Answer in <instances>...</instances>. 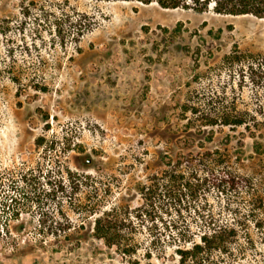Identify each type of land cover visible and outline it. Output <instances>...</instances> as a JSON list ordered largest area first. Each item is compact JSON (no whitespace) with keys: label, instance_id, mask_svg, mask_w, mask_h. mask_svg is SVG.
I'll return each mask as SVG.
<instances>
[{"label":"rangeland","instance_id":"obj_1","mask_svg":"<svg viewBox=\"0 0 264 264\" xmlns=\"http://www.w3.org/2000/svg\"><path fill=\"white\" fill-rule=\"evenodd\" d=\"M233 51L264 53L263 18L132 1L0 0V264H202L153 248L144 229L134 234L137 252L123 255L93 236L86 207L98 198V209L141 205L137 186L162 169L160 156L197 138L186 131V107L223 90L239 95L240 109L264 105L261 90L239 88L242 64L225 59ZM210 128L251 182L242 200L209 196L218 221L238 230L234 253L212 259L264 264V150L253 151L243 126ZM7 231L23 246L4 250Z\"/></svg>","mask_w":264,"mask_h":264},{"label":"trees","instance_id":"obj_2","mask_svg":"<svg viewBox=\"0 0 264 264\" xmlns=\"http://www.w3.org/2000/svg\"><path fill=\"white\" fill-rule=\"evenodd\" d=\"M112 1L155 3L166 9L209 10L222 15L264 19V0ZM225 59L232 64H242L237 70L239 88H242L243 82H248L255 96L259 97L258 90H261L264 97V53L247 55L233 51L226 55ZM207 96L205 107L185 108L192 115L185 126L186 131L193 130L197 138L186 137L176 152L161 155L162 169L148 176L145 182L138 184L141 205L130 208L115 204L107 209L106 206L98 209L100 204L98 198L86 207L90 215H95L92 231L96 239L102 240L109 247L114 246L123 255L131 256L137 252L139 246L134 234L144 229L153 248L161 250L166 246L173 247L183 263L194 261L216 264L212 259L213 254L234 253L233 245L238 242L237 227L218 221L209 196L213 193L230 195L231 192H235L237 199L242 200L243 195H249L246 189L250 187L251 182L232 166V153L227 148L221 149L214 145L215 135L210 127L243 126L254 139L253 151L262 153L264 143L257 138L264 136V105L240 109L236 104L239 95L234 94L230 99L224 90L219 94ZM205 128L208 131H205ZM234 152L235 159H240L241 152ZM92 191L96 196L94 186ZM26 193L24 189H18L20 197L28 200ZM18 214L19 209L15 208L11 211L10 217L15 219ZM237 222L238 225H246V221ZM6 236L2 242L4 250L8 249V246L14 250L23 246L15 237L10 236L8 231ZM246 242H251L250 238ZM236 251L244 253L245 246L237 244Z\"/></svg>","mask_w":264,"mask_h":264}]
</instances>
